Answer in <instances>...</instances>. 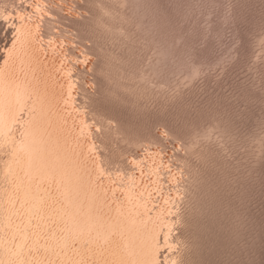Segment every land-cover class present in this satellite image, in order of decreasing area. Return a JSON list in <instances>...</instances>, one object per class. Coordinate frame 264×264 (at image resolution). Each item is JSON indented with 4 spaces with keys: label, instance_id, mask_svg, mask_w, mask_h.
I'll list each match as a JSON object with an SVG mask.
<instances>
[{
    "label": "rangeland",
    "instance_id": "374dc122",
    "mask_svg": "<svg viewBox=\"0 0 264 264\" xmlns=\"http://www.w3.org/2000/svg\"><path fill=\"white\" fill-rule=\"evenodd\" d=\"M0 64V264H264V0H0Z\"/></svg>",
    "mask_w": 264,
    "mask_h": 264
},
{
    "label": "bare ground",
    "instance_id": "6f19581e",
    "mask_svg": "<svg viewBox=\"0 0 264 264\" xmlns=\"http://www.w3.org/2000/svg\"><path fill=\"white\" fill-rule=\"evenodd\" d=\"M27 5H29V4H27ZM30 5H31V4H30ZM30 5H29V6H30ZM37 5H38V4H37ZM30 7H31V6H30ZM34 8H35V7H34ZM20 11H21V10H20ZM20 11L18 10L19 15H20V17L23 18V15H26V13L23 14V13H22L23 11H22V12H20ZM19 15H18V17H19ZM44 15H45V14H44ZM46 15H48L49 17H52V16H54V13L51 12L50 10H48V11L46 10ZM20 17H19V18H20ZM24 18H26V17H24ZM27 19H28V18H27ZM20 20H21V19H20ZM23 20H24V19H22V21L20 22L21 24L24 23ZM28 20H29V19H28ZM28 20H27V21L25 20V21H26V22H25L26 24H23V25H24V26H23V27H24L23 30L21 29V27H20L19 25H16V28L18 29L19 35L21 34L20 31H22V38L20 39L22 42H20V40H19L20 43H19V42H17V43H19V44H23V43L25 42V44L27 45V48L30 47V48L32 49V50H30V51H32V52H31L30 55H29V53L27 54V51H28V50L26 51V49H25V48H26V45L24 44V45H22V47L25 46V47H24L25 51L21 50V51H23V52H26V53H24V56L27 54V55L30 56V59L35 58V59H33V60H35V62H33V63H36V62L38 63V59H37L38 57L36 58V56H38V55H40V54L37 55L35 52L39 51L38 49H40V48L37 49V47L39 46V44H37V45H38L37 47L34 46V44H35L36 42L34 41V43H33V40H34V39L36 38V36L39 35V34L36 35V31H37V27L35 26L36 23L34 24L33 22H30V21H28ZM36 22H37V21H36ZM39 24H41V23H39ZM39 24H38V25H39ZM38 25H37V26H38ZM42 26H43V25H42ZM13 27H14V26H13ZM40 27H41V26H40ZM16 28H14V29H16ZM38 28H39V27H38ZM37 32H38V31H37ZM39 32H40V30H39ZM16 35H17V34H16ZM19 35H17V38H20V37H21V36L18 37ZM39 36H41V35H39ZM39 36H38V37H39ZM41 37H42V36H41ZM17 38H16V40H17ZM22 39H23V40H22ZM44 39L47 41L45 44L49 43V44H47L48 46L50 45L51 47H55V45H56V41H53V40H51V39H49V38H44ZM42 40H43V39H42ZM23 41H24V42H23ZM38 41H39V40H38ZM39 43H40V42H39ZM14 44H15V43H14ZM35 45H36V44H35ZM40 45H41V44H40ZM20 46H21V45H20ZM20 46H17V47H20ZM10 47H12V46H10ZM17 47H16V48H17ZM22 47H21V49H23ZM39 47H40V46H39ZM58 47H59V46H58ZM12 48H13V47H12ZM12 48H9V46H8V47H5V49H4V50L6 51L5 53H6V54L12 53V54H11L12 57H13V55H14L15 53H18V54H19V51H16V50H17L16 48H13L14 50L16 49V50H15L16 52H15L14 50L12 51ZM42 48H43V47H42ZM56 48H57V47H56ZM18 49H19V48H18ZM28 49H29V48H28ZM19 50H20V49H19ZM34 50H35V51H34ZM36 50H37V51H36ZM55 50H56V49H55ZM57 50H58V49H57ZM23 52H21V53H23ZM40 52H41V50L39 51V53H40ZM13 53H14V54H13ZM9 55H10V54H9ZM27 55L25 56L26 58L23 59V55L20 54V56L22 57L21 59H23L22 61H23L24 63H25V61H27V58L29 57V56H27ZM20 56H19V58H18L19 60H20ZM31 56H32L33 58H31ZM40 56H41V55H40ZM44 56H45V55H44ZM6 57H8V55H7ZM14 57H15V59H16V57H18V56L15 55ZM9 58H11V56L8 57V59H9ZM43 58H44V57H43ZM15 59L12 60V61H14V62H13V64H11V68H13L15 62L18 61V59H17V60H15ZM30 59H29L28 62H26V63H29V62H30ZM36 59H37V61H36ZM39 59H40V57H39ZM45 59H46V58H45ZM24 60H25V61H24ZM10 61H11V59H10ZM20 61H21V60H20ZM20 61H18V62L21 63ZM40 61H42V58H41ZM40 61H39V62H40ZM44 61H45V60H44ZM6 62H8L7 59H6ZM6 62H5V63H6ZM31 62H32V61H31ZM5 63L3 62V64H4L3 66H5ZM8 63H9V62H8ZM26 63H25V64H26ZM44 63H45V62H43L42 66L44 65ZM47 63H48V62H47ZM30 64H31V63H30ZM0 65L2 66V64H0ZM8 65L10 66V64H8ZM15 65H16V64H15ZM17 65H18V63H17ZM27 65H28V64H27ZM36 65H37V66H36ZM1 66H0V68H1ZM9 66H7V67L9 68ZM32 66H33V64H32ZM34 66H35V68L38 67V66H39V67H42V66H40L39 64H34ZM47 66H48V65H47ZM7 67H6L5 69H7ZM14 67H15V69H16V71H17V68L20 67V65H18V67H16V66H14ZM11 68H9L10 72H11ZM30 68H31V67H30ZM33 68H34V67H33ZM47 68H48V67H47ZM1 69L3 70V67H2ZM5 69H4V70H5ZM28 69H29V68H28ZM28 69H27V70H28ZM31 69H32V68H31ZM31 69H29V72H32V71H33V69H32V71H31ZM44 69H45V66H44ZM50 69H51V68H50ZM12 70H13V69H12ZM46 70H47V69H45V74H46ZM5 71H6V70H5ZM16 71H14V72L12 71L13 73L11 72V73L13 74V76L16 75V74H14V73H17ZM1 72H2V71H0V74H1V75L5 73L4 71H3L4 73H1ZM10 72H9V73H10ZM47 72H48V71H47ZM52 72H53V71H52ZM9 73H8V74H9ZM27 73H28V72H27ZM27 73H26V74H27ZM12 74H11V75H12ZM21 74H22V73H21ZM48 74H49V72H48ZM48 74H47V76H49ZM50 74H51V73H50ZM17 75H18V74H17ZM31 75H33V74H32V73L28 74V77L31 76ZM2 76H3V77H2ZM2 76H1L0 78H3V79H4V77L7 76V73H6L5 76H4V75H2ZM13 76H12V78H13ZM47 76H46V77H47ZM31 77H32V76H31ZM43 77H44V76H43ZM46 77H44V78H46ZM53 77H54V76H53ZM7 78H8V77H7ZM12 78L9 77V79H12ZM48 78H49V77H48ZM48 78H46V80H47ZM3 79H2V80L0 79V80L3 81ZM9 79H8V80L6 79V80H7V81H10ZM14 79L16 80L17 78L14 77ZM6 80H4L6 84L10 83V82L7 83ZM18 80H19V81H18ZM34 80H35V79H34ZM49 80H50V79H49ZM52 80H54V79H52ZM11 81L14 83L13 80H11ZM17 81L20 83L21 79H17ZM50 81H51V80H50ZM67 81H68V80H67ZM21 82H22V84L24 83L23 80H22ZM30 82H31V83L33 82V83H34V81H30ZM30 82H29V84H31ZM3 83H4V82H0L1 85H2ZM20 84H21V83H20ZM20 84H18V83H17V84L14 83L13 86H16V85L18 86V85H20ZM69 84H70V85H69ZM3 85H4V84H3ZM10 85H11V83H10ZM10 85H9V86H10ZM68 85H69V87H68ZM4 86H5V89H6V85H4ZM4 86H3V88H4ZM7 86H8V85H7ZM9 86H8V87H9ZM21 86H23V85H21ZM31 86H32V84H31ZM8 87H7V88H8ZM60 87H61V86H60ZM66 87H68L69 90H68V88H66V89L68 90V92L66 93V96H67V97L64 96L65 98H63V99L65 100L64 102L69 101V102L72 103V101L74 102L75 99H74V93L71 91V81L68 82V84L66 85ZM3 88H0V89H3ZM3 90H4V89H3ZM3 90H2V91H3ZM67 90H66V91H67ZM5 91H6V90H5ZM5 91H4V92H5ZM5 93H6V92H5ZM5 93H4V94H5ZM2 95H3V94H2ZM57 96H58V95H57ZM59 96H60V95H59ZM59 99H60V97H59ZM63 99H62V100H63ZM1 101H2V98H1ZM1 101H0V103H1ZM14 102H15V101H14ZM69 102H68V103H69ZM15 104H16V103H15ZM69 104H70V103H69ZM67 105H68V104H67ZM0 107L2 108V107H4V106L2 105V106H0ZM4 108H5V107H4ZM4 108H2L3 113H4V110H5ZM0 110H1V109H0ZM2 111H1V112H2ZM1 112H0V115H1ZM9 112H10V110H9ZM9 112H8V113H9ZM11 112H13V111H11ZM11 112H10V113H11ZM63 113H64V112H63ZM4 115H5V117H6V115L8 116V114H6V111H5V114H4ZM59 115H60V116H59ZM59 115H57V117H58V116H59V118H60V117H63V114H62V116H61V113H59ZM74 115H75V114H74ZM74 115H73V116H74ZM78 115H79V114H78ZM1 116H2V115H1ZM66 116H68L67 118L69 119V115H66ZM5 117H4V119H5ZM11 117L13 118V116H11ZM11 117H10V119H11ZM15 117H16V116H15ZM64 117H65V116H64ZM8 118H9V116H8ZM0 119H1V118H0ZM60 119H61V118H60ZM60 119H59V120H60ZM16 120H17V118H16ZM62 120H63V119L60 120V126H59V127H61V121H62ZM64 120H65V118H64ZM64 120H63L62 123L65 122V123L68 124V126H70L69 123H68L69 121L66 122V121H64ZM69 120H70V119H69ZM82 120H83V119H82ZM2 121H3V118H2ZM2 121H1L0 123H2ZM5 122H6V121H5ZM71 122H72V121H71ZM3 123H4V121H3ZM79 123H80V122H79ZM7 124H8V123H6V126H7ZM70 124H71V123H70ZM83 124H84V123H82V125H83ZM0 125H1V124H0ZM8 125H9V124H8ZM79 125H80V124H79ZM3 126H5V123H4ZM62 126H63V125H62ZM64 126H67V125L65 124ZM68 126H67V127H68ZM83 126H84V125H83ZM83 126H81V127H83ZM8 127L10 128V126H8ZM3 128H4V127L1 126V129H3ZM64 128H65V127L61 128V129H64ZM70 128H72V127H70ZM81 129H82V128H80V130H81ZM7 130H9V129H7ZM67 130H68V129H66V131H67ZM70 130H71V129H70ZM78 130H79V128H78ZM1 131H2V130H0V132H1ZM62 131H63V130H62ZM4 132H6V131L3 130V132H2L3 134H2V133H1V134H2V135H5V134L7 135V134H8L7 132H6V133H4ZM8 132H10V131H8ZM11 133L13 134V132H11ZM11 133H10V134H11ZM63 133H64V132H63ZM75 133H76V132H75ZM84 133H85V132H84ZM1 134H0V135H1ZM12 134H11V136H12ZM67 135H68V134H67ZM72 135H73V134H72ZM76 135H77V134H76ZM78 135H79V134H78ZM11 136H10V137H9V136H8V137L6 136V137L12 140ZM68 136H70V135H68ZM2 137H3V136H1V138H2ZM4 137H5V136H4ZM13 137H14V136H13ZM81 137H82V136H81ZM1 138H0V141H2V139H4V138H2V139H1ZM67 138H69V137H67ZM13 139H14L13 141H15V138H13ZM81 139H82V138H81ZM4 140H5V139H4ZM4 140H3V141H4ZM6 140L8 141V139H6ZM11 140H9V141H11ZM16 140H17V139H16ZM68 140H69V139H68ZM73 140H74V139H73ZM3 141H2V142H3ZM9 141H8V142H9ZM13 141H12V142H13ZM69 141H70V140H69ZM2 142H1V143H2ZM8 142L5 141V143H7V144H10V143H11V145H12V142H9V143H8ZM16 142H17V141H16ZM81 142H82V141H80V143H81ZM1 143H0V144H1ZM3 143H4V142H3ZM5 143H4V144H5ZM74 143H75V142H74ZM77 143H78V142H76V144H77ZM13 144H14V143H13ZM15 144H16V143H15ZM1 145H3V144H1ZM1 145H0V146H1ZM5 145H6V144H5ZM5 145H4V146H5ZM11 145H10V146H11ZM81 145H82V144H81ZM83 145H84V144H83ZM10 146H9V147H10ZM13 146H14V145H13ZM79 146H80V145H79ZM85 146H86V145H85ZM2 147H3V146H2ZM14 147H16V146H14ZM82 147H84V146H82ZM79 148H80V147H79ZM77 149H78V148H77ZM84 149H86V148H84ZM0 150H1V149H0ZM80 152H81V151H80ZM82 160H83V159H82ZM86 164H87V163H86ZM84 165H85V164H84ZM86 166H87V165H85L84 167L87 169ZM88 168H89V166H88ZM155 168H156V167H155ZM19 176H20V175H19ZM18 179H19V178H18ZM21 179H22V178H21ZM21 179H20V180H21ZM18 182H19V180H18ZM25 183H26V182H24V184H25ZM28 183H30V182H28ZM37 183H38V182H37ZM26 184H27V183H26ZM31 184H32V183H31ZM31 184H30V186H31V190H32L33 188H32V185H31ZM34 184H35V183H34ZM43 184H44V183H43ZM37 185H38V184H37ZM37 185H36V186H37ZM127 185H128V184H127ZM129 185H131V184H129ZM36 186H35V187H36ZM132 186H133V184H132ZM156 186H157V185H156ZM156 186H155V187H156ZM96 187H97V186H96ZM130 187H131V186H130ZM100 188H101V187H100ZM104 188H105V187H104ZM107 188H108V186H107ZM112 188H113V187H112ZM117 188H119V186H118ZM134 188H135V187H134ZM2 189H3V188H2ZM22 189H23V188H22ZM25 189H26V188H25ZM48 189H49V188H48ZM113 189H114V188H113ZM113 189H112V190H113ZM129 189L131 190V188H129ZM138 189H139V188H138ZM142 189H143V188H142ZM142 189H141V191H142ZM40 190H42V184H41V188H40ZM100 190H102V189H100ZM104 190H105V189H103V191H104ZM117 190H118V189H117ZM130 190H129V191H130ZM146 190H148V189H146ZM47 191H48V190H47ZM129 191H128V192H129ZM23 192H26V191H23ZM99 192H100V191H99ZM105 192H106V191H105ZM144 192H145V191H143V193H144ZM33 193H34V191H33ZM38 193H39V191L37 192V194H34V195H35V196H36V195L39 196L40 193H39V194H38ZM42 193H44V192H42ZM47 193H48V192H47ZM47 193H46V189H45V194H47ZM132 193H133V191H132ZM132 193L130 192V195H129V193H128L127 196H130V197H131V196H132ZM137 193H140V192L137 191ZM148 193H149V192H148ZM26 194H27V192L25 193V195H26ZM97 194H98V193H97ZM104 194L107 195V193H104ZM135 194H136V193H135ZM135 194H133V197H134ZM145 194H146V196H147V193H145ZM23 195H24V193H23ZM34 195H33V196H34ZM41 195H42V194H41ZM125 195H126V194H125ZM141 195H142V194H141ZM33 196H32V197H33ZM109 196H110V195H109ZM127 196H126V197H127ZM139 196H140V195H139ZM143 196H144V195H142V197H143ZM146 196H145V197H146ZM7 197H8V196H7ZM22 197H23V196H22ZM25 197H26V196H25ZM28 197H29V196H28ZM45 197H46V196H45ZM130 197H129V198H130ZM133 197H131V198H133ZM142 197H140V198H142ZM147 197H148V196H147ZM147 197L145 198V200H146V199H149V198H147ZM169 197H170V195H169ZM10 198H11V196H10ZM38 198H39V200H40L41 196L37 197L36 199H38ZM113 198H115V197H113ZM30 199H31V198H30ZM34 199H35V198H34ZM36 199H35V200H36ZM43 199H44V198H43ZM50 199H52V198H50ZM53 199H54V198H53ZM105 199H106V197H105ZM105 199H103L104 202L106 201ZM111 199H112V198H111ZM11 200H12V199H11ZM13 200H14V199H13ZM13 200H12V203H13ZM35 200H34V201H35ZM39 200H37V202H38ZM41 200H42V199H41ZM44 200H46V199H44ZM112 200H113V199H112ZM115 200H116V199H115ZM31 201H32V200H31ZM49 201H50V203H51V200H49ZM120 201H121V200H120ZM127 201H128V199H127ZM129 201H130V200H129ZM133 201H134V200H133ZM136 201L138 202V201H139V198L136 199ZM136 201H134L135 204H133V206H134V207H135V206H138V207L141 206V207H142V205H143V198H142V201H141V204H142V205H140V203H139L138 205H136ZM146 201H147V200H146ZM24 202H26V201H24ZM24 202H23V203H24ZM35 202H36V201H35ZM35 202H33L34 205H35ZM44 202H45V201H44ZM46 202H47V200H46ZM54 202H55V201H54ZM112 202H113V201H112ZM117 202H118V201H117ZM12 203H11V205L14 206L13 204L16 203V202H14L13 204H12ZM38 203H39V206H40V203H42V202H38ZM50 203H49V204H50ZM106 203H107V202H106ZM108 203L111 204L110 200H109ZM115 203H116V202H115ZM145 203H146V202H144V205H145ZM147 203H148V202H147ZM147 203H146V204H147ZM21 204H22V203H21ZM25 204H26V203H25ZM45 204H46V203H45ZM110 204H109V206H110ZM117 204H118V203H117ZM128 204H129V202H128ZM149 204H150V203H149ZM149 204H148V205H149ZM11 205H10V206H11ZM28 205H29V204H28ZM34 205H33V206H34ZM42 205H44V204H42ZM42 205H41V206H42ZM105 205H106V204H105ZM118 205H119V204H118ZM129 205L132 206L131 204H129ZM35 206L39 207L38 205H35ZM44 206H45V205H44ZM106 206H107V205H106ZM127 206H128V205H127ZM130 206H129V207H130ZM14 207H15V206H14ZM19 207H20V206H19ZM26 207H27V206H26ZM26 207H25V208H26ZM28 207H29V206H28ZM28 207H27V208H28ZM37 207H36V208H37ZM42 207H43V206H42ZM45 207H46V206H45ZM49 207H50V206H49ZM120 207H121V205H120ZM148 207H149V206H148ZM31 208H32V207H31ZM40 208H41V207H40ZM43 208H44V207H43ZM47 208H48V207H47ZM112 208H113V207H112ZM132 208H133V207H132ZM145 208H147V207H145ZM11 209H12V208H10V210H11ZM13 209H14V208H13ZM16 209H17V208H15V210H16ZM29 209H30V208H29ZM29 209H27V210L29 211ZM37 209H38V208H37ZM50 209H51V208H50ZM108 209H109V208H108ZM115 209H116V208H115ZM135 209L137 210V207H136ZM139 209H140V207H139ZM139 209H138V210H139ZM147 209H148V208H147ZM149 209L151 210V208H149ZM10 210H9V211H10ZM15 210H14V212H16ZM27 210H26V211H27ZM45 210H46V209H45ZM54 210H56V209L54 208ZM118 210H119V209H118ZM142 210H143V209H141V211H142ZM145 210H146V209H145ZM150 210H149V211H150ZM12 211H13V210H11V212H12ZM17 211H18V209H17ZM19 211H20V210H19ZM23 211H24V210H23ZM46 211H47V210H46ZM130 211H131V213H134V214H135V212H132V210H130ZM130 211H129V212H130ZM14 212H12V213H14ZM35 212H36V211H35ZM38 212H39V211H38ZM38 212H37V213H38ZM40 212H41V211H40ZM126 212H127V211H126ZM144 212L146 213V211H143V213H144ZM150 212H151V213H149V214H152V211H150ZM156 212H159V211H156ZM156 212L154 211L153 215L156 214ZM29 213H30V212H29ZM41 213H42V212H41ZM44 213H45V212H44ZM49 213H50V210H49ZM49 213H48V214H49ZM120 213H121V212H120ZM147 213H148V210H147ZM147 213H146V214H147ZM160 213H161V211H160ZM160 213H159V214H160ZM15 214H18V213H15ZM46 214H47V213H46ZM122 214H123V212H122ZM124 214H125V213H124ZM136 214H137V213H136ZM136 214H135V215H136ZM146 214H145V215H146ZM163 214H164V213H163ZM11 215H12V214H11ZM20 215H22V214H20ZM120 215H121V214H120ZM131 215H132V214H131ZM143 215H144V214H143ZM143 215H140V216H143ZM145 215L143 216V220H147V218H148V214H147L146 218H145ZM12 216H13V215H12ZM18 216H19V215H18ZM23 216H24V214H23ZM28 216H29V215H28ZM28 216H27V218H28ZM40 216H41V214H40ZM43 216H44V215H43ZM43 216H42V217H43ZM46 216H47V215H46ZM49 216H50V215H49ZM150 216H151V215H150ZM157 216H158V214H157ZM159 216H160V215H159ZM21 217H22V216H21ZM21 217H20V218H21ZM131 217H132V216H131ZM133 217H134V216H133ZM155 217H156V216H155ZM155 217L153 216L152 218L154 219ZM160 217H161V216H160ZM11 218H12V217H11ZM14 218H15V217H14ZM20 218H19V219H20ZM27 218H26V219H27ZM47 218H48V217H47ZM135 218H137V217H135ZM135 218H134V219H135ZM140 218H142V217H140ZM144 218H145V219H144ZM152 218H150V219H152ZM156 218H157V217H156ZM156 218H155V219H156ZM158 218H159V217H158ZM163 218H164V217H163ZM134 219H133V220H134ZM138 219H139V218H138ZM148 219H149V218H148ZM153 219H152V220H153ZM155 219H154V220H155ZM160 219H161V218H159V220H160ZM167 219H168V218H167ZM28 220H29V218H28ZM28 220H27V221H28ZM47 220H48V219H47ZM152 220H151V221H152ZM163 220H164V219H162V222H163ZM12 221H13V220H12ZM27 221H25L26 224H27ZM38 221H39V220H38ZM137 221H138V220H137ZM137 221H135V222H137ZM139 221H141V220H139ZM149 221H150V220H149ZM149 221H148V223H149ZM151 221H150V222H151ZM168 221H169V220H168ZM5 222H6V221H5ZM19 222H20V221H19ZM34 222L36 223V219L34 220ZM41 222H42V218H41ZM143 222H144V221H143ZM156 222L158 223V222H161V221H157V220H156ZM6 223H7V225L9 224L8 222H6ZM11 223H12V222H10V225L12 226ZM15 223H16V222H15ZM29 223L31 224V220H30ZM35 223H34V224H35ZM46 223H47V222H46ZM151 223H152V222H151ZM157 223H156V224H157ZM165 223H167V222L165 221ZM26 224H24V225H26ZM30 224H29V226H30ZM34 224H33V225H34ZM43 224L45 225V222H43ZM43 224H42V225H43ZM126 224H127V223H126ZM135 224H136V223H135ZM142 224H143V223H142ZM163 224H164V222H163ZM169 224H170V223H169ZM10 225H9V226H10ZM18 225H19V224H18ZM159 225H160V224H159ZM11 226H10V227H11ZM13 226H17V225H13ZM13 226H12V227H13ZM27 226H28V224H27ZM31 226H32V224H31ZM151 226H153V225L151 224ZM165 226H166V224H165ZM168 226H169V225H168ZM19 227H20V225H19ZM23 227H24V226H23ZM148 227H150V225H148ZM26 228H27V227H26ZM26 228H25V230H26ZM36 228H37V227H36ZM52 228H53V227H52ZM153 228H154V227H153ZM157 228H158V227H157ZM167 228H168V227H167ZM13 229H14V227H13ZM16 229H18V228H15V230H16ZM32 229H33V228H32ZM38 229H39V228H38ZM155 229H156V228H155ZM11 230H12V229H11ZM15 230H13V233L16 232ZM20 230H21L22 232H25V231L22 230V229H20ZM33 230H34V229H33ZM43 230H44V229H43ZM52 230H53V229H52ZM168 230H169V229H168ZM14 231H15V232H14ZM27 232H28V230H26L25 233L27 234ZM36 232H37V234L39 233V231H36ZM36 232H35V235H37ZM28 233H29V232H28ZM31 233H32V236H33V233H34V232H30V234H31ZM49 233H50V232H49ZM55 233H56V232H55ZM15 234H16V236H17L18 231H17V233H15ZM19 234H21V233L19 232ZM23 234H24V233H22L21 236H22V237H25L26 235L24 234V236H23ZM39 234H40V233H39ZM51 234H52V233H51ZM51 234H50V235H51ZM97 234H98V233H97ZM156 234H157V233H156ZM27 235H29V234H27ZM53 235H54V231H53ZM53 235H52V237H53ZM55 235H56V234H55ZM58 235H59V234H58ZM152 235H153V234H152ZM168 235H169V234H168ZM18 236H19V235H18ZM30 236H31V235H30ZM30 236H29L28 238H30ZM38 236H39V235H37V237H38ZM59 236H60V235H59ZM150 236H151V235H150ZM1 237H2V236H1ZM19 237H20V236H19ZM48 237H49V236H48ZM52 237H51V239H52ZM55 237H56V236H54V239L57 238V237H56V238H55ZM151 237H152V236H151ZM156 237H158V236H156ZM26 238H27V237H26ZM34 238L36 239L35 236H34ZM34 238H33V240H34ZM39 238H40V237H39ZM79 238L81 239L80 236H79ZM84 238H85V237H84ZM84 238H82L81 241H80V240H79V241H80V242L84 241V240H83ZM10 239H12V238H10ZM17 239H18V238H17ZM20 239H22V238H20ZM24 239H25V238H24ZM24 239H23V241H24ZM43 239H45V238H43ZM49 239H50V238H49ZM59 239H60V238H59ZM64 239H65V236H64ZM86 239H87V238H86ZM5 240H6V239H5ZM5 240H4V242L8 241V240H6V241H5ZM18 240H19V239H18ZM30 240L32 241V239H30ZM30 240H29V241H30ZM62 240H63V239H62ZM62 240H58V241L62 242ZM87 240H88V239H87ZM91 240H92V239H91ZM91 240H90V241H91ZM35 241H36V240H35ZM48 241H49V240H48ZM51 241H53V240H51ZM58 241H57V240H54L53 245H54L56 242H58ZM71 241H72V240H71ZM77 241H78V240H77ZM90 241H89V242H90ZM93 241H94V240H93ZM112 241H113V240H112ZM9 242H10V241H9ZM32 242H33V241H32ZM44 242H46V241H44ZM49 242H50V241H49ZM49 242H48V243H49ZM68 242H69V240H68ZM72 242H73V241H72ZM72 242H71V244H72ZM80 242H79V245L81 244ZM89 242H88V243H89ZM114 242H115V241H114ZM36 243H37V242H36ZM41 243H42V242H40V244H41ZM50 243H52V242H50ZM64 243H65V242H64ZM66 243H67V242H66ZM7 244L9 245V244H11V243H8V242H7L6 245H7ZM16 244H17V243H16ZM22 244H23V243H22ZM22 244H21V245H22ZM38 244H39V243H37V246L39 247L40 244H39V245H38ZM44 244H45V243H44ZM56 244H57V243H56ZM56 244L54 245L55 248H56ZM62 244H63V242H62ZM84 244H85V242H83V244H81V246L83 245V246H82L83 248H84ZM95 244H96V243H95ZM98 244H99V243H98ZM113 244H114V243H113ZM21 245H20V246H21ZM34 245H35V244L33 243V245H30V246H34ZM46 245H47V243H46ZM46 245H42V246L44 247V246H46ZM50 245H51V244H49V246H50ZM53 245L51 246L52 248H53ZM76 245H77V244H76ZM92 245H94V244H92ZM111 245H112V243H111ZM17 246H19V245H17ZM47 246H48V245H47ZM57 246H58V245H57ZM60 246H61V245H60ZM60 246H59V248H60ZM63 246H64V245H63ZM68 246H69V248L71 247L70 245H68ZM96 246H97V245H96ZM109 246H110V245H109ZM113 246H114V245H113ZM113 246H112V247H113ZM0 247H1V246H0ZM6 247H8V246H6ZM6 247H4V248H6ZM10 247H11V246H10ZM40 247H41V245H40ZM64 247H65L64 249H66V247H67L66 244H65ZM72 247H73V246H72ZM76 247H77V246H76ZM90 247H91V246H90ZM90 247H89V248H90ZM92 247H93V246H92ZM107 247H108V246H107ZM17 248H18V247H17ZM17 248H16V249H17ZM29 248H30V247H27V248L25 249V251H27V249L29 250ZM32 248H33V247H32ZM34 248H36V246H34ZM47 248H48V247H47ZM59 248H58V249H59ZM69 248H67V249H69ZM78 248H79V247H78ZM16 249H15V252H16L17 250H19V248H18L17 250H16ZM37 249H38V248H37ZM64 249L61 248L60 251H62V250H64ZM103 249H104V248H103ZM12 250H13V249H12ZM43 250H44V249H43ZM53 250L56 251V249H53ZM69 250L72 251L71 248H70ZM69 250H68V251H69ZM84 250H85V249H84ZM89 250H90V249H89ZM148 250H149V249H148ZM6 251H7V250H6ZM10 251H11V249H10ZM57 251H59V250H57ZM73 251H74V250H73ZM79 251H80V250H79ZM95 251H96V249H95ZM97 251H98V250H97ZM103 251H104V250H103ZM12 252H13V251H12ZM22 252H23L22 254H24V250H22ZM28 252H29V251H28ZM76 252H77V250H76ZM83 252H84V251H83ZM86 252H88V251H86ZM10 253H11V252H10ZM10 253L8 252V254H10ZM19 253H20V252H18V255H19ZM25 253L30 255V253H27V252H25ZM35 253H36V252H35ZM55 253H56V252H55ZM57 253H58V252H57ZM66 253H67V250H66ZM73 253H74V252H73ZM99 253H100V251L97 252V254H99ZM14 254H15V253H14ZM22 254L20 253V255H22ZM26 254H25V256H26ZM67 254H68V253H67ZM69 254L72 255V253H69ZM81 254H82V253H81ZM95 254H96V252H95ZM10 255H11V254H10ZM34 255H35V254H34ZM79 255H80V254H79ZM100 255H101V254H100ZM4 256H5V255H4ZM53 256H55V255H53ZM59 256H60V255H59ZM61 256H62V253H61ZM93 256H94V255H93ZM95 256H96V255H95ZM7 257H8V256H7ZM20 257H21V256H20ZM31 257H32V256H31ZM31 257L27 256L26 259H27V260H28V258L31 259ZM64 257H67V259H68L69 256H65V255L63 254V258H64ZM75 257H76V256H75ZM75 257L73 256V259H74ZM8 258H9V257H8ZM14 258H15V257H14ZM16 258H17V257H16ZM23 258H24V256H23ZM34 258H35V257H34ZM57 258H58V257H57ZM76 258H77V257H76ZM17 259H18V258H17ZM24 259H25V258H24ZM24 259H23V260H24ZM26 259H25V260H26ZM64 259H65V258H64ZM69 259H70V258H69ZM77 259H78V258H77ZM153 259H154V258H153ZM23 260H22V262H23ZM34 260H35V259H34ZM75 260H76V259H75ZM78 260H81V259H78ZM146 260H147V259H146ZM12 261H13V260H12ZM30 261H31V260H30ZM63 261H64V260H63ZM68 261H69V260H67V262H66V261H65V262L68 263ZM71 261H72L73 263L76 262V261H73V260H71ZM10 263H11V262H10ZM13 263H14V262H13ZM25 263H26V261H25ZM30 263H31V262H29V264H30ZM32 263H33V262H32ZM35 263H36V262H35ZM70 263H71V262H70ZM73 263H72V264H73ZM27 264H28V263H27ZM62 264H63V263H62ZM143 264H144V263H143ZM150 264H151V263H150Z\"/></svg>",
    "mask_w": 264,
    "mask_h": 264
}]
</instances>
